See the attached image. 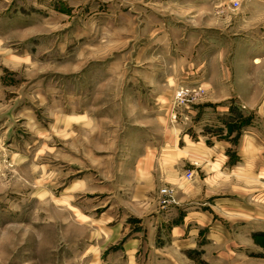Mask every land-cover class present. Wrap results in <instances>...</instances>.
Returning a JSON list of instances; mask_svg holds the SVG:
<instances>
[{
  "label": "rangeland",
  "instance_id": "374dc122",
  "mask_svg": "<svg viewBox=\"0 0 264 264\" xmlns=\"http://www.w3.org/2000/svg\"><path fill=\"white\" fill-rule=\"evenodd\" d=\"M247 1L0 0V264H128L125 238L104 247L92 235V191L138 125L175 126L194 108L213 134L262 127L264 94L213 102L198 82L204 71L239 78ZM179 88L200 92L172 121ZM135 261L155 256L144 248Z\"/></svg>",
  "mask_w": 264,
  "mask_h": 264
},
{
  "label": "crops",
  "instance_id": "0c3cea01",
  "mask_svg": "<svg viewBox=\"0 0 264 264\" xmlns=\"http://www.w3.org/2000/svg\"><path fill=\"white\" fill-rule=\"evenodd\" d=\"M244 9L237 17L246 33L239 78L204 71L198 80L213 102L231 93L264 94V1L248 0ZM213 61L219 68L220 54ZM196 114L192 108L170 127L155 117L149 122L157 132L138 125L141 133L131 135L112 181L92 191L93 210L101 209L92 235L104 247L125 238L120 252L128 264L144 248L155 264H264V122L213 134L199 127ZM163 187L172 191L164 206Z\"/></svg>",
  "mask_w": 264,
  "mask_h": 264
},
{
  "label": "built area",
  "instance_id": "2783aa9c",
  "mask_svg": "<svg viewBox=\"0 0 264 264\" xmlns=\"http://www.w3.org/2000/svg\"><path fill=\"white\" fill-rule=\"evenodd\" d=\"M234 6L238 5V0H231ZM198 91V93L200 92V88H198L197 90L193 89H188V88H179L176 93H175V97H174V104H173V108L171 110V115L170 118L172 121H175L177 118V113H175L174 107H177L181 104L187 103L189 102L188 98L193 94L196 93ZM193 98V97H192ZM186 179H191L192 174L191 172H186L185 174ZM159 194L161 195V205H167L170 201H171V194L172 191L171 189L167 188V187H163L162 189H160Z\"/></svg>",
  "mask_w": 264,
  "mask_h": 264
}]
</instances>
